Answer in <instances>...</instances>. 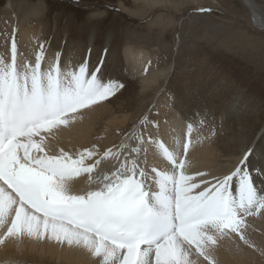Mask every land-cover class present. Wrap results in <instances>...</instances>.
I'll list each match as a JSON object with an SVG mask.
<instances>
[{"label":"snow or ice","instance_id":"obj_1","mask_svg":"<svg viewBox=\"0 0 264 264\" xmlns=\"http://www.w3.org/2000/svg\"><path fill=\"white\" fill-rule=\"evenodd\" d=\"M92 51L74 65H63L61 52L45 63L41 44L31 62L13 33L10 60L0 57V245L53 241L85 251L96 264H219L225 239L255 248L247 218L264 210V190L257 188L258 178L264 183V153L254 159L256 150L249 148L229 172L196 182L207 174H188L186 158L196 124L206 117L186 123L180 153L141 134L127 152L126 145L108 149L90 164L100 156L95 146L75 157L63 149L49 155L48 135L125 87L105 76L109 48L95 66ZM149 152L171 170L150 165ZM109 158L119 166L94 180L92 173ZM83 175L99 186L75 191L73 181Z\"/></svg>","mask_w":264,"mask_h":264},{"label":"bare ground","instance_id":"obj_2","mask_svg":"<svg viewBox=\"0 0 264 264\" xmlns=\"http://www.w3.org/2000/svg\"><path fill=\"white\" fill-rule=\"evenodd\" d=\"M119 2L123 6H127L126 2L130 3L125 11L129 15L143 16L144 9L159 5L160 0H119ZM138 2L142 3L140 5L143 9L136 8ZM244 2L250 8L249 11L252 13V19L255 18L256 25L264 30V19L257 12L256 6L250 0H244ZM10 4L8 0L6 7L11 8ZM71 23L69 18L66 19L64 29L56 30L53 38L51 37L53 40L47 47L45 63L53 60L57 52H61L62 64L67 65L71 61L74 65L83 59L88 48H92L90 64L95 66L102 49L107 47L109 53L105 76L118 78L125 87L111 99L82 110V119L78 118L70 127L61 128L48 135L45 146L49 155H58L63 149L75 157L82 150L92 149L95 146L100 156L86 161L90 164L94 162V159L102 157L108 149L116 151L121 145H126L124 151L127 152L139 143L133 137L141 134L145 139L151 135L154 140H163L180 153L186 123L198 122L205 117L206 122L203 125L196 124L186 158L188 174L195 175L198 172L207 174L205 177L197 176L196 182L201 179L212 181L214 176L229 172L249 148L256 150L254 159H259L264 153V127H262L264 109L261 99L250 93V90L239 81L231 80L217 71H211V73L208 71L209 73L195 80L192 77V81L180 83L173 88L171 95L166 93L162 100L159 97L152 105L156 110L153 109L155 118L152 120L151 115H147L142 123V129L123 137L122 134L128 122L125 112L131 104L133 78L141 79L143 86H147L148 82L154 83L157 75L151 66L154 59H151L148 50L145 51L140 46L132 44L120 46L112 23H109L100 35L95 22L90 24V31L85 33L86 35H82V32L72 34ZM18 33V37L20 36L17 38L19 39L18 51L28 61L34 62L40 40L48 38L46 36L50 34V30L46 27L39 29V25L23 26ZM96 38H100V44H95ZM10 44L8 40L0 45V57L5 60H10ZM151 56L153 58L154 54ZM221 130L223 131L221 135L227 136L226 140H222L220 135L217 136V131ZM250 140L251 144H249ZM238 146V152H232ZM226 157L233 160L232 166H230L232 163L227 167L222 166L221 163ZM120 159L122 160L123 156ZM148 163L161 170H171L162 158L159 156L153 158L151 152H149ZM118 166L119 162L112 158L102 160L92 173L93 179L97 177L102 179L104 174L111 173ZM98 186L96 183L89 184L87 175L73 181V188L77 192H84ZM257 188L264 190V183H261L260 178L257 179ZM247 221V236L255 248H249L238 239H225L216 253L219 264H264V254H262L264 253V210L256 216L248 217ZM35 262L96 264V260L85 251L61 246L53 241L38 242L25 238L19 242L10 240L0 245V264H36Z\"/></svg>","mask_w":264,"mask_h":264},{"label":"rangeland","instance_id":"obj_3","mask_svg":"<svg viewBox=\"0 0 264 264\" xmlns=\"http://www.w3.org/2000/svg\"><path fill=\"white\" fill-rule=\"evenodd\" d=\"M7 1L0 0V45L8 40L11 43L14 33L19 46L20 29L39 25V29L50 30L51 35L45 33L48 38L40 40L46 53L53 34L63 30L69 18L72 34L88 33L95 22L100 35L112 23L120 46L132 44L148 50L156 80L143 86L141 79L133 78L123 137L142 129L147 115L155 118L152 105L159 97L162 100L180 83L203 77L208 71L239 81L261 99L264 109V30L256 25L244 0H160L159 5L144 9L143 16L129 15L125 11L130 3L123 6L119 0H9L11 8L6 7ZM250 1L264 19V0ZM138 3L136 8L143 9ZM202 8L210 11L201 12ZM100 42L96 38L95 44ZM221 134L222 130L217 131V136L226 140ZM235 148L232 152H238L239 146ZM232 162L226 157L221 164L227 167Z\"/></svg>","mask_w":264,"mask_h":264}]
</instances>
